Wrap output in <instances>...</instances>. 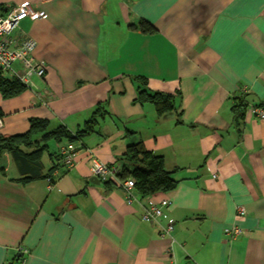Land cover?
<instances>
[{
	"label": "crops",
	"instance_id": "crops-1",
	"mask_svg": "<svg viewBox=\"0 0 264 264\" xmlns=\"http://www.w3.org/2000/svg\"><path fill=\"white\" fill-rule=\"evenodd\" d=\"M25 3L47 14L17 32L46 75L0 95V135L25 134L34 118L91 131L49 142L44 179L23 182L4 155L0 264H264V123L248 112L264 107V0H0V11ZM138 20L156 32L131 30ZM139 78L175 96L173 110L139 103ZM138 142L176 185L135 189L128 204L123 189L92 183L91 167H132ZM69 145L71 168L60 156ZM150 198L170 202L160 221H174L170 237L141 219ZM234 225L243 234L232 239Z\"/></svg>",
	"mask_w": 264,
	"mask_h": 264
},
{
	"label": "trees",
	"instance_id": "trees-1",
	"mask_svg": "<svg viewBox=\"0 0 264 264\" xmlns=\"http://www.w3.org/2000/svg\"><path fill=\"white\" fill-rule=\"evenodd\" d=\"M130 29L143 35L156 32L153 25L145 20H138L131 24ZM139 83L142 86L138 93L139 103L152 104L159 115L167 114L173 110L175 96L150 93L146 89L147 81L144 78H139ZM26 89L17 80L6 79L0 75V95L2 98L17 97ZM1 116L2 111L0 109ZM88 124L90 122L87 123V127ZM90 131L84 129L73 136L64 126L50 129L47 120L34 118L30 120L29 130L25 134L9 137L0 135V161L4 155L8 154L17 167L23 182L44 179L48 175L44 176L43 174L42 157L45 152L49 151V142L61 143L63 140H67L68 143H72L75 138L81 139ZM57 157L60 158L59 155ZM125 157L132 167L119 166V178L122 180L133 179L136 191L142 195L152 196L175 187L176 181L172 178L171 173L165 170L163 158L147 151L142 142L129 144ZM1 171L4 169L1 168ZM48 180L52 182L51 179ZM103 184L113 185L111 182Z\"/></svg>",
	"mask_w": 264,
	"mask_h": 264
},
{
	"label": "built area",
	"instance_id": "built-area-1",
	"mask_svg": "<svg viewBox=\"0 0 264 264\" xmlns=\"http://www.w3.org/2000/svg\"><path fill=\"white\" fill-rule=\"evenodd\" d=\"M47 14L36 9L32 4L25 3L10 9L0 11V75L3 78L17 80L26 88L34 87L33 79H44L46 75L45 63L38 61L33 56L35 42L27 36L18 35L21 23L26 20L46 19ZM250 114L261 119L264 123V107L255 106L248 110ZM2 123L0 121V127ZM60 156L64 165L68 168L73 167L75 162L74 148L69 145L61 148ZM119 166H107L101 161L94 159L91 167V175L101 183L111 182L114 186L121 188L125 192L126 201L130 204L135 199V181L133 179L122 180L119 178ZM216 177V176H214ZM49 181V189L53 186ZM170 205L167 200L156 202L148 199V206L144 208L141 219L151 224H158L161 237H170L174 228V221L171 220L164 226L160 224L163 215V208ZM239 216L245 215L242 207L237 208ZM230 238L234 239L243 234V230L234 225L226 229Z\"/></svg>",
	"mask_w": 264,
	"mask_h": 264
},
{
	"label": "water",
	"instance_id": "water-1",
	"mask_svg": "<svg viewBox=\"0 0 264 264\" xmlns=\"http://www.w3.org/2000/svg\"><path fill=\"white\" fill-rule=\"evenodd\" d=\"M91 182H92V183H95V184H99V183H100L99 180L96 179V178H93V179L91 180Z\"/></svg>",
	"mask_w": 264,
	"mask_h": 264
}]
</instances>
